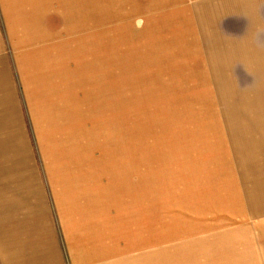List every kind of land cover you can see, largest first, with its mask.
<instances>
[{"label": "rangeland", "instance_id": "374dc122", "mask_svg": "<svg viewBox=\"0 0 264 264\" xmlns=\"http://www.w3.org/2000/svg\"><path fill=\"white\" fill-rule=\"evenodd\" d=\"M10 179L117 264H264V0H0Z\"/></svg>", "mask_w": 264, "mask_h": 264}, {"label": "crops", "instance_id": "0c3cea01", "mask_svg": "<svg viewBox=\"0 0 264 264\" xmlns=\"http://www.w3.org/2000/svg\"><path fill=\"white\" fill-rule=\"evenodd\" d=\"M13 181L0 180V264H117L101 257L78 206L61 203L77 198H49L40 184Z\"/></svg>", "mask_w": 264, "mask_h": 264}]
</instances>
